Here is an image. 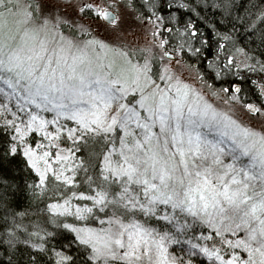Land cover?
Segmentation results:
<instances>
[{
	"label": "snow or ice",
	"instance_id": "snow-or-ice-1",
	"mask_svg": "<svg viewBox=\"0 0 264 264\" xmlns=\"http://www.w3.org/2000/svg\"><path fill=\"white\" fill-rule=\"evenodd\" d=\"M0 264H264V0H0Z\"/></svg>",
	"mask_w": 264,
	"mask_h": 264
},
{
	"label": "trees",
	"instance_id": "trees-1",
	"mask_svg": "<svg viewBox=\"0 0 264 264\" xmlns=\"http://www.w3.org/2000/svg\"><path fill=\"white\" fill-rule=\"evenodd\" d=\"M248 75H249L252 79H256V78H258V74H256V73H248Z\"/></svg>",
	"mask_w": 264,
	"mask_h": 264
},
{
	"label": "rangeland",
	"instance_id": "rangeland-1",
	"mask_svg": "<svg viewBox=\"0 0 264 264\" xmlns=\"http://www.w3.org/2000/svg\"><path fill=\"white\" fill-rule=\"evenodd\" d=\"M129 39L135 40V37H129Z\"/></svg>",
	"mask_w": 264,
	"mask_h": 264
}]
</instances>
